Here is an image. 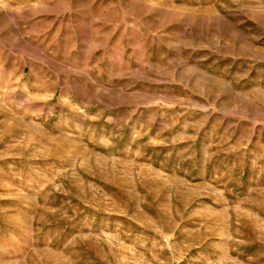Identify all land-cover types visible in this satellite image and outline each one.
<instances>
[{"label": "rangeland", "instance_id": "rangeland-1", "mask_svg": "<svg viewBox=\"0 0 264 264\" xmlns=\"http://www.w3.org/2000/svg\"><path fill=\"white\" fill-rule=\"evenodd\" d=\"M0 264H264V0H0Z\"/></svg>", "mask_w": 264, "mask_h": 264}]
</instances>
